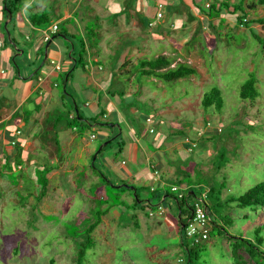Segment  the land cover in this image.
I'll return each instance as SVG.
<instances>
[{
	"label": "rangeland",
	"instance_id": "rangeland-1",
	"mask_svg": "<svg viewBox=\"0 0 264 264\" xmlns=\"http://www.w3.org/2000/svg\"><path fill=\"white\" fill-rule=\"evenodd\" d=\"M210 1L214 8L221 3L228 4L227 8L216 13L222 17L224 23L219 25L218 20H214L213 28L207 27L201 33L197 29L193 35L185 32L182 39L174 37L179 47L175 51L169 49V46L162 47L161 41L153 44L151 37L156 29H149L146 25L139 26L143 32L141 38L129 32H116V38L103 35L93 43L95 51L100 48V44H109L113 40L117 45L115 58L102 60L105 75L108 78L111 76L107 92L117 108L111 111L109 105L105 107L102 103L98 116H89L95 123L88 125L82 136L74 135L75 140L69 145L67 138L71 131L66 124L67 118L63 112L57 111L58 107H52L48 117L51 124H43L37 128V135L41 137L38 145L44 147L42 150L36 149L38 145L32 143L27 148L30 153L28 158L35 161L37 166L24 163L21 164L24 169L20 171L13 164L11 167L15 169L14 172L6 173V181H0V264H77L78 250L82 243H87L85 229L97 220L96 213L108 208L111 214L104 216L101 224L93 231L90 236L91 244L80 264H178L179 257L186 260V252L178 246L179 242L173 233L175 226L169 224L166 229L160 230L156 226L157 221L166 222L170 217L176 216L177 211L174 200L176 194L170 192L171 185L176 182L167 177L165 179L164 176H160L164 181L162 186L148 181L150 169L147 167L146 157L155 154L158 155L154 158L161 159L164 169L167 166L173 167L174 179L181 181L178 186L180 188L195 183L200 184L201 190L205 192L206 187L223 185L219 198L221 204L215 206L214 210L211 209V213L218 222L221 220L227 235L214 232L200 247L193 248V264H234L230 246L236 240L234 238L240 236L254 244L255 239L260 238L261 243L256 246L264 252L263 212L257 208L239 209L233 203H224L225 199L236 198L264 181V52L262 53L248 31L252 29L255 34L264 38V26L251 23L245 28L235 24L237 12L233 14L232 7L240 0ZM17 2L13 3L11 0L8 6L13 20L8 24L9 28L15 24L18 16L22 17L24 1ZM199 2L203 0L195 2L197 9L202 12L204 2ZM168 9L174 11V8ZM91 10L85 3L81 5V18L84 22L81 26L74 22L72 43L76 52L79 51L80 40L85 39V28L91 30L97 24L96 16L92 15ZM252 11V19L260 18L264 15V6ZM26 16L34 18V14L31 15L28 11ZM168 16L169 14L164 16L161 27L171 36L175 29L170 24L177 26L178 20L173 21L172 16ZM51 27L64 28L65 24L56 21ZM2 29L4 33L0 39L8 49V38L3 35L5 30ZM47 33H51V30H47ZM137 40H144L141 45L151 49V52L143 56L146 57L144 59H153L156 51L159 56L168 49L161 56L171 60L170 66L193 67L196 75L164 82L139 75V61L133 67L127 68L120 67L118 62L114 63L123 58L126 50L132 48L134 42L138 43ZM67 44L65 43L66 46ZM94 50L90 51L88 46L85 47L84 63L92 51L94 54ZM141 50L143 51V47ZM99 56L103 57L101 53ZM15 58L20 65L29 56L25 52L21 57ZM140 59L142 58L138 60ZM133 61L131 63L135 64ZM9 65L12 67V62ZM80 65L77 68L81 69ZM68 70H64L57 77L58 87L55 90L60 99L64 96L61 80L64 72ZM21 73L24 74L23 71ZM251 74L256 77L255 86L259 95L254 101H241L238 98L240 87ZM214 88L219 91L223 100L222 109L219 113L213 108L203 112L201 98ZM84 91L87 105L92 106L91 90ZM101 93L102 99L104 92ZM78 109L83 111L84 116L89 115L91 110L88 107L83 108L81 104ZM134 110L136 115L130 113ZM111 113L112 116L115 115L113 120L109 117ZM102 114L107 117L102 118ZM48 118L45 117L47 120ZM145 118H148L146 123ZM112 122L116 124V128L101 126ZM204 122H208L209 126ZM240 124L251 126L253 130L246 131ZM231 128L239 130L238 134L232 136L234 139L238 138L240 146L227 139L231 135ZM104 130L109 139L105 140L101 136V131ZM177 130L197 140V148L193 154L185 153L189 149H186L184 138L182 142L175 141L171 145L173 139H178L172 135ZM167 136L168 139L163 142ZM210 136L212 141L208 140ZM200 137H204L206 141ZM127 141L131 145L139 144L144 147L143 153L137 154L135 162H131L127 156ZM106 143L108 145L102 152L96 153ZM122 143L125 145L119 152L117 147ZM166 144L171 146L168 150ZM173 148L176 154L173 153ZM219 150L225 153L227 164L216 174L212 167ZM54 151L58 163L50 164L52 158L49 159L47 153ZM48 168H53L55 172L49 177L47 176L50 172L46 175V179L50 178L46 195L36 203L39 199L36 200L35 196H40L41 179L45 178ZM127 171L132 172L133 179L136 177L130 184L138 190L139 199H148L152 207L146 205L144 211L133 212L129 208V202L123 198L126 194L133 198L132 192L112 186L120 184L117 181L121 175L126 176ZM105 180L110 182L108 186ZM151 187L161 197L165 191L168 193L166 201L158 206L166 213L162 218L156 217L159 200L148 190ZM191 203L192 199H189L188 204ZM207 203L211 207V202ZM149 212L155 213L154 217H149ZM133 214L137 216V225L139 223L141 226L138 230L133 227ZM174 231L176 233V228ZM240 254L247 259L245 254ZM247 263L251 264L250 261Z\"/></svg>",
	"mask_w": 264,
	"mask_h": 264
},
{
	"label": "crops",
	"instance_id": "crops-1",
	"mask_svg": "<svg viewBox=\"0 0 264 264\" xmlns=\"http://www.w3.org/2000/svg\"><path fill=\"white\" fill-rule=\"evenodd\" d=\"M12 1L13 3H18L17 0ZM21 1H24V3H22L24 5L21 12L22 17L18 16L15 24L9 28L8 24L11 22V15L8 13L7 7L10 6L9 4L11 3V0H0V36L4 33L2 29L4 28L5 34L3 35L8 38V49L5 48L4 41L0 39V43L2 44V48L0 49V181H6L7 175L3 172L2 168L5 166L4 161L7 158H13L15 155V149H13L14 143L16 145H20L22 148V164L29 163L31 166H37L35 161H30L28 158L30 153L27 151V148L32 143L38 145V140H40L41 137L37 135V128H40L43 124H51L48 117L51 115L53 108L58 107L57 111L63 112V107L66 105L75 103V105L73 104V107L79 108L81 104L83 108H91L90 114H87L86 116L83 115L82 110L78 109L79 115L86 119H89V116H92L93 114L97 117V113L100 112V105L102 103L105 104V107L109 105L111 111L112 109L117 108L113 103L112 96L108 95L107 92V88H109L111 83V76L108 78V75H105L106 72L104 62L102 61L106 58H115V53L117 52L115 40L109 44H100V48L96 51L94 50V47L91 49L94 50V54L92 51L88 58H86L87 61L84 63V66L81 69L76 67L72 75L66 79L65 86H63V91L67 92L66 96H63L60 99L55 90V88L58 87L57 77L60 76V73L67 69L71 70L76 65L75 60L71 58L70 54L71 51H74V58H77L75 46L74 43H72V40L74 39L72 33L75 32L74 22L77 26H81L84 22L81 18V5L85 3L92 9L91 13L92 15L95 14L97 23L94 26V29L87 30L85 28V31L87 32L84 35V42L86 46L88 42L87 38H89V36L93 38V43H96L98 38L103 35H106V37L109 35L108 37L112 36L113 38H116V35H114L116 32H129L133 34V36L138 35V37L141 38L143 36V32L140 31L139 26L146 25L149 29H156L151 37V41L154 42L153 44L156 45L157 42L161 41L162 47L165 46L167 48L169 46V49L175 51L179 47L177 39L174 37L182 39L185 32H188V34L192 33L193 35L196 33L197 29H199L201 33L205 30V28H209L211 24L214 25V20H218V24L220 25L222 19V17H219L216 14H213L212 18L206 17L205 13L200 12L196 7L197 4L195 2L199 0ZM203 2L204 4L202 8L209 4L212 5V1L210 0H203ZM203 2H199V4H202ZM158 5H162L161 9L158 8ZM168 7L174 8V11L168 9ZM255 8L258 9L259 7L256 6ZM161 10H163V13ZM27 11L31 13V15L34 14L36 19H39L43 14L47 15V20L49 19L52 24L45 26L44 28L34 26L31 22L32 18H28L26 16ZM5 12L8 13L9 17H5ZM158 12L162 13L160 18L156 17ZM166 14H169L168 17L172 16L171 19L173 21L178 20L177 26L172 25L173 23L170 24V26L175 29V31H172L171 36H169L168 32L163 31L161 27L163 24V18ZM135 17L137 19H134ZM4 21H6L5 24ZM56 21L64 23L65 27H56V32L54 34L47 33V30H50V26L55 25ZM148 24H151L150 27ZM55 35H58V37H54ZM46 36H48V40L45 41ZM10 37L18 42L17 47H14V45L10 43ZM95 38L96 41L94 40ZM172 38H174V40ZM137 41L138 43L134 42V46L132 45V48H128L126 50V55H123V58L114 61V63L118 62L120 67L124 66L127 68L136 65V61H139V58H142L140 60L146 58L143 56L148 52H151V49L141 45L144 40ZM46 42H48V44H46ZM65 43H68L67 46ZM142 47L143 51L141 50ZM25 52H27L29 58L24 59L23 63H20L19 65L18 61L16 62L15 57H21ZM167 52L168 49L166 53ZM99 53H101L103 57L99 56ZM166 53L162 52L161 55H165ZM155 55L156 56L154 58L158 57L157 51L155 52ZM132 61L135 64L131 63ZM169 61L171 63V60ZM10 62H12V67L9 65ZM56 67L59 69L56 70ZM172 67L175 66H170L169 68ZM21 71H23L24 74L21 73ZM63 79H65V76H63L62 80ZM85 89L91 90V94L93 95L92 106L87 105V96L84 91ZM99 92H104V97L102 95V99ZM135 111L136 110L130 113L135 114ZM112 115L113 113H111L109 117L113 120L115 115ZM45 117H47L48 120L45 119ZM106 117L107 115L103 114L102 118L105 119ZM45 125L43 127H46ZM52 126L54 125H51V127ZM70 131L71 134H69V137L67 138L69 145L74 142V135L78 136L74 130L70 129ZM101 132V136L105 140L109 139V135H107L105 130ZM174 137H177L178 139H173L171 145H173L175 141L182 142L183 136ZM165 140L166 139H164L163 142H166ZM123 144L125 145V143ZM126 144V146H128L127 156L131 162H135L137 154L139 152L142 154V149L144 147L139 144L131 145L128 141ZM43 147L44 146L42 145H38L36 149L39 148L42 150ZM170 147V144L169 146L167 145V150ZM82 149L84 148L82 147ZM45 150L46 149H44V151ZM175 151L176 150L173 148V153H175ZM157 155L158 154H155L152 157H146L147 167L150 169L148 181L157 183L158 186L159 184L162 186L164 181L162 177L160 178V176H164L165 179L167 177L168 179L174 181L175 170L172 166H167V169H164L160 161L161 159L159 160V157L154 158ZM47 156L49 159L52 158L50 164L58 163V157L55 155V151L53 153H47ZM103 163H105L104 160ZM23 169L22 165L18 168L20 171ZM54 172L55 170L50 171L47 177L52 175ZM125 173L126 176H123L120 173L118 174L121 175V178L117 182L132 186L130 182H134L136 177L133 179L131 171H127ZM48 179L50 178H47V180ZM151 188L154 189L153 187ZM159 190H161V188H159ZM123 198L129 202V208L132 210V198H129L127 194L124 195ZM166 198L167 194L164 193L161 197V203H164ZM161 203H159V206H161ZM132 211L134 212V210ZM109 214H111V212L106 215ZM164 214L166 215L163 209V213L160 216L156 214V217L162 218ZM134 215L135 214L132 216ZM174 217H170L168 221L163 223L156 220L157 228H159V230L160 228L166 229V226L168 227L169 224H173L175 226L176 221ZM114 220L115 218H113V221ZM139 227L141 226H139L138 223L137 227H134V229L138 230ZM175 228L176 226L173 228V233L176 238L174 231Z\"/></svg>",
	"mask_w": 264,
	"mask_h": 264
},
{
	"label": "trees",
	"instance_id": "trees-1",
	"mask_svg": "<svg viewBox=\"0 0 264 264\" xmlns=\"http://www.w3.org/2000/svg\"><path fill=\"white\" fill-rule=\"evenodd\" d=\"M7 4V2H6ZM263 7L264 6V0H240V2L237 5H234L232 7L233 9V14H235L237 12V14L235 15L236 18V22L235 24H239V25H243L245 28H248L249 26H246L248 24L251 23H257L261 26H264V15L260 18H256V19H252V14L253 11L252 9H254L255 7ZM228 4H224L221 3L218 5L217 8H214L211 4L206 5V7L202 8V12L205 13L206 17H213V14L219 13L222 11L223 8H227ZM8 13L11 15V9L9 7H7ZM212 11V12H210ZM7 12H5L4 14L6 15L5 17H9ZM47 15L43 14L42 16H40L39 19H36L35 16L34 18L31 19V22L34 26L37 27H45L48 26L50 24V20H47ZM36 19V22H35ZM12 15H11V22H12ZM224 20H221L220 24H223ZM151 24H148V26L150 27ZM8 28V27H7ZM210 28H213V25H210ZM249 33L251 34L252 38L255 39L256 43L260 46V49L262 51V53L264 52V38H262L261 36L255 34L253 32L252 29H248ZM65 36V35H64ZM54 37H58V35H55ZM66 37V36H65ZM87 46L88 49H92L95 45L93 44V38H91L89 36V38H87ZM10 43L12 45H14V47L18 46V42H16L12 37H10ZM46 44H48V42H46ZM79 51L76 52L77 53V58H74V51H71V58L75 60V67L73 69H69L66 73H65V79L62 80V85L65 86V81L67 78H69L72 73L74 72L75 68L77 67V65H80L81 68L84 66V57H85V47L86 44L84 41L80 40L79 42ZM2 48V46L0 47V49ZM1 51V50H0ZM138 67L137 69L139 70V75L143 76V77H149V78H154L157 80H161L164 82H172V81H176L178 79H182L191 75H196V69L193 67H185V66H178V67H172L169 68L170 65V61L168 58L164 57V56H158L156 58L153 59H144V60H139V62L137 63ZM256 77L253 76L252 74L249 76V78L247 80H245V82L241 85L239 93H238V98L241 101H254L258 95L259 92L256 88ZM64 96H66L67 92L64 91L63 92ZM120 95V93H119ZM137 102V101H136ZM222 102L223 100L220 97V93L219 91L214 88L211 91H209L208 93H205L200 101V105L203 108V112H206L207 110H209L210 108H213L217 113H219L222 109ZM75 105V103H73ZM73 104L71 105H66L63 107V113L65 114L67 121V127L71 130H74L78 136H82L84 130L86 129V127L88 125H90L92 122L95 123V121L91 120V119H86L83 118L82 116L79 115L78 113V108L77 107H73ZM71 113V115H70ZM103 116V114H102ZM148 118H145V123L147 121ZM205 125H208V122H204ZM237 123V122H236ZM204 125V126H205ZM238 125V123H237ZM101 126H107V127H115L116 124L115 123H105L102 124ZM241 127L245 128L246 131H252V127L251 126H246L243 124H240ZM163 128L165 129L164 125ZM220 129V128H218ZM166 130V129H165ZM180 130V129H179ZM219 131V130H218ZM239 130H234L231 128V135L228 136L227 139H230L231 142L233 141L235 143V145L240 146L241 143H238V138L234 139V137L232 135H236L238 134ZM18 133V132H17ZM221 133V132H219ZM173 136H183V138L185 139L186 142V149H189V152H185L186 154H193L194 150L197 148V140L191 138L188 135H185V132L183 131H176L174 134H172ZM91 138H93V135L91 136ZM164 139H168V136L165 137ZM200 139H203L204 141H206V139L204 137H200ZM226 139V140H227ZM165 140V141H166ZM210 141H212V137L210 136V138L208 139ZM13 142V141H12ZM110 142V141H109ZM108 142V143H109ZM108 143L104 144L101 146V149H99L98 152L96 153H100L102 152L103 148L105 146L108 145ZM149 143V142H148ZM245 144V143H244ZM10 145V144H9ZM123 143L122 144H118V151L121 152V149L123 147ZM13 149H15V155L13 156V158H7L4 162H5V166L4 168H2L3 172L10 174L12 172H14L15 169H13V164L17 165V167L19 168L22 164V148L20 145H16L14 143ZM221 150V149H220ZM220 150L216 153L215 155V160H214V165L212 167L213 171L217 174L219 173L227 164V159H225V153L224 152H220ZM9 155V154H8ZM202 155V154H201ZM9 157V156H8ZM199 157V156H198ZM92 167L94 166L93 164H91ZM16 167V168H17ZM17 170V169H16ZM52 169H47V171L45 172V178L41 179V193L40 196H35L36 200L37 198L39 199L38 202L36 201V203H39L42 198L46 195V187L48 184V180L46 179V175L52 171ZM44 172V169L42 170V173ZM189 178V177H187ZM176 183H173L171 185L170 188V192L171 193H175L176 197L174 198L175 200V207H176V211L177 214L175 216V221H176V240H178L179 244L178 246H180V248L186 252L187 258L186 260L183 259L182 257L178 258V264H193L192 262V257H195V251L193 250V248H197L198 246L200 247V244L206 242L210 237L213 236L214 232H217L218 235L220 234H224L227 235V231L225 229V227L222 225L221 220L218 222L217 219H214L213 214L211 213V209L214 210L215 206H219L221 203L219 201V198L221 196V191L223 189V185H217L216 187H206V191H202L201 188L202 186L200 184H195V183H191V185H189L186 188H180L178 187L180 185V180L176 179L174 180ZM172 181V182H174ZM106 185L108 186L110 184V182H107L105 180ZM124 185H126L125 183L123 184H116V185H112L114 186H119V187H114L116 189H122V190H130L133 194V198H132V205H131V209L132 210H138V211H144V209L147 206H151L150 201L147 200H140L137 194V189L136 187H133V189L130 188V185H126V187H124ZM175 190H172V189ZM197 189V190H196ZM140 190V189H139ZM141 190H144L143 188H141ZM152 194L153 197H156L159 200V203H161V197L157 194V191H155L154 189H148ZM196 191H199V193H196ZM167 195L168 193L165 192ZM123 195V192H122ZM204 196L206 201H205V207H206V216L208 217L209 220V226H210V230H209V234L206 240H197L195 237H188L186 234V227H187V221L188 219L191 217V212L193 210V204L195 203L196 199H198L200 196ZM192 199V203L191 205L188 204V200ZM119 200H121V197H119ZM207 201L211 202V207H209ZM224 203L226 204H235L236 208L239 209H260L261 212H263L264 214V181L260 182L259 184L255 185L254 187L248 189L246 192H244L242 195L233 198H227L224 200ZM105 205V204H104ZM159 206V204L157 205V207ZM185 207V209H183ZM109 208L105 209L103 211H100L99 214H95L96 215V221H94L93 223L89 224L88 227L85 229V234L87 237V243H82L81 247L78 250L77 253V258H76V263L80 264L81 260L83 259V255L85 253V251L87 250V248L89 247V245L91 244L90 242V236L92 235L93 231L101 224V219L103 216H105L107 213L109 212ZM155 213L149 212L148 216L152 217L154 216ZM219 218H221V216H218ZM134 224V227H137V217L134 215L131 217ZM233 238V237H231ZM236 239L234 241V243H232L231 247V253H232V257H233V261L234 264H248L247 261H250L251 264H264V252L261 251L259 249V245L261 243L260 238L257 237V239H255V243L250 242L249 240H245L243 239L241 236L239 238H234ZM258 245V246H256ZM243 253L246 255L247 259H245L240 253ZM181 261V262H179Z\"/></svg>",
	"mask_w": 264,
	"mask_h": 264
},
{
	"label": "built area",
	"instance_id": "built-area-1",
	"mask_svg": "<svg viewBox=\"0 0 264 264\" xmlns=\"http://www.w3.org/2000/svg\"><path fill=\"white\" fill-rule=\"evenodd\" d=\"M158 8L161 9V5H158ZM157 18L161 17V13L158 12L156 15ZM51 34L56 32V27H51ZM48 40V36L45 37V41ZM2 44L0 43V47ZM59 68L56 67V70ZM148 121V120H147ZM172 190H175L174 188ZM205 197L202 195L198 199H196L195 203L193 204V210L191 212V217L187 221L186 227V234L188 237H195L196 241L199 240H206L209 234L210 226L209 220L206 216V207H205ZM163 213V209L158 207L157 215L160 216ZM178 262V261H177ZM181 262V261H179Z\"/></svg>",
	"mask_w": 264,
	"mask_h": 264
},
{
	"label": "water",
	"instance_id": "water-1",
	"mask_svg": "<svg viewBox=\"0 0 264 264\" xmlns=\"http://www.w3.org/2000/svg\"><path fill=\"white\" fill-rule=\"evenodd\" d=\"M125 186V185H124Z\"/></svg>",
	"mask_w": 264,
	"mask_h": 264
}]
</instances>
